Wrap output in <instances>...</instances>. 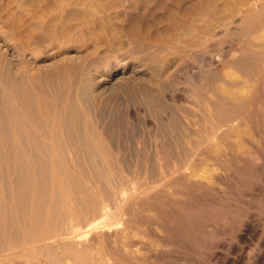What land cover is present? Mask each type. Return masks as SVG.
Instances as JSON below:
<instances>
[{
    "label": "rangeland",
    "instance_id": "rangeland-1",
    "mask_svg": "<svg viewBox=\"0 0 264 264\" xmlns=\"http://www.w3.org/2000/svg\"><path fill=\"white\" fill-rule=\"evenodd\" d=\"M122 1L0 0V58L16 72L41 74L44 82L53 73L55 96L75 101L77 113L87 106L81 118L64 112L59 125L63 138L73 134L80 141L73 172L87 191L77 196L79 208L90 204L84 197L100 199L110 222L129 221L140 233L136 256L111 251L108 264H264V22H255L259 35L250 34L242 23L228 25L232 18L186 13L198 0ZM207 1L221 17L226 8L235 12L255 0ZM61 4L68 10L56 17ZM193 18L199 29L192 37L184 30L185 38L204 42L176 50L175 24ZM221 22L227 26L217 33ZM207 26L212 35L200 31ZM53 37L61 48L49 45ZM235 86L236 93L247 92L237 95L239 105L219 94ZM209 108L217 109L218 119ZM229 119L235 130L227 128ZM221 124L222 139L216 133ZM93 135L103 147L85 144Z\"/></svg>",
    "mask_w": 264,
    "mask_h": 264
},
{
    "label": "bare ground",
    "instance_id": "bare-ground-1",
    "mask_svg": "<svg viewBox=\"0 0 264 264\" xmlns=\"http://www.w3.org/2000/svg\"><path fill=\"white\" fill-rule=\"evenodd\" d=\"M257 1L259 2V0H255L252 2V4L248 3V5L246 4L247 6L245 5L246 6L245 8L241 7V9H239L238 11L235 10V12H233L230 7L226 8L224 13L222 12L223 17L221 15H220L221 17H219L218 13L209 11L210 6L207 0H198V3L193 4L186 13L195 15L197 18H199L200 16L208 15L206 17L208 20L211 17L212 20L218 19L223 21H227L228 19L232 18L230 22L228 21L229 22L228 25L233 24L234 26L238 23H242L245 25L243 26V28L244 27L246 28L245 32L250 34H255V33L258 34L260 28L256 29L255 22L256 21L264 22V7H261L260 10L257 9L256 8V5L258 4ZM238 5H240V3H238ZM58 7H59V11L56 13V17L58 15H60L58 17H61V13L66 9L68 10V7L62 4ZM233 8L236 9L235 7ZM76 14L78 13H75V15ZM257 14L258 16H260V18L256 20L255 17ZM197 18H193L188 23L184 22L183 19H180L177 21V24H175L176 27L175 26L174 27L176 28L177 31V32L175 31L177 34L176 35L177 44L175 45L176 50L177 47L181 48L183 46L186 47L187 45L188 48L189 46L191 48L199 47L204 42L202 38L201 40L199 39L195 40L194 38L195 36L194 33H196L197 32L196 30L199 29L198 28L199 26L197 25L198 24ZM208 22L205 23L209 25L210 23ZM226 26H227L226 23H222L219 27H217L219 28L217 33H221L224 30V28H226ZM207 27L208 28H204V29L200 28V31L202 30L207 34L208 33L210 34L211 28L210 26ZM186 29H188L191 33ZM184 30L189 32L190 34L189 33L188 34L191 37H192L191 34L193 33L194 39L192 38L186 39L187 36L183 33ZM72 32L75 34L76 30L73 29ZM73 33L69 32L67 34H69L68 36H70V34L72 35ZM212 34L213 33H211L210 35ZM55 37H53L49 41L50 42L49 45L57 48L60 47L58 45L59 43L62 44V41L61 42L57 41L56 40L57 38ZM158 43H160L162 47L169 46L168 44L169 42L167 41L162 42L160 40ZM257 46L256 48H258ZM261 46H263L262 43L259 46V49L264 47ZM64 69H66V67H64L63 70ZM54 72L56 73V71ZM36 74L26 70L25 68L16 72L14 71V67L12 69L11 66L5 62V60L0 58V264H37V262L40 261L41 255H43L42 258L46 256L45 259L46 258L47 260L49 259L48 262L50 261L51 264H108L109 261L111 262L110 258L114 256L113 254L111 256V251L116 252L119 256H121V258L124 259L127 258L128 256L129 257L136 256L141 250L139 245L143 241L141 240L140 233L136 231L137 228L136 229L134 228L135 231L131 230V228L134 227L135 225L131 226L129 221L123 223L120 222L117 224L113 223L115 222L114 220L110 222L108 220V213H109L108 208L104 204V202L100 199L99 200L95 199V201L94 200L92 201L91 199L89 200V196L88 199H86L87 197H84L85 204L87 201L90 202V204L88 203L89 206L87 205L88 206L87 209L82 210L79 208L78 206L79 201L77 196L81 192H83L82 190H84L85 188L78 179H74L75 173L73 172V170L79 167L80 160L78 159L79 158L78 152L81 151L80 141L76 140L77 137H75L74 139L73 134L70 137H68L65 134L67 138L65 136L64 139L62 137V134H60L61 131L59 130L61 117L63 114H66L64 112L69 111L71 113L73 111L77 113V111L79 110V109L77 110V108L79 106L77 107L75 101L74 102L72 100H71L72 102L71 101L69 102V100L64 101L63 99H61V97L59 98L55 96L56 94H53V92L49 90V86L51 84L52 86L53 84H55L54 78L52 76L53 73L46 74L49 77V79L48 78L46 79V82H44L45 78L43 79L41 74L39 73L38 75ZM55 75H57V73ZM47 80L49 81V83L47 82ZM237 88L238 87H236V89L234 88L235 90L229 89L228 91H226L227 89H225L224 90L226 91L225 93L219 92V94L220 93L221 95L223 94L225 96L223 97L226 101L228 99L231 103H234L233 105H235L236 101H238L239 99L238 94L240 93V91H238L239 93H236ZM247 88L244 90H247ZM238 90H240V88ZM241 92L247 93L246 91L245 92L241 91ZM243 93L240 94L242 95ZM247 97H249V95ZM247 97H243V98L248 99ZM86 101L88 102L87 99ZM86 108L87 106L84 108V110ZM216 111L217 109L214 110L212 108H209L210 115L212 116V117L210 116L211 119L219 118L217 116L218 113L216 114ZM79 112L81 113V111ZM83 112L81 113V115L83 114ZM78 113L77 115L80 116V113L79 114ZM70 115L72 116L71 117L72 119L74 116L72 113ZM70 123H71L70 125H72L71 121ZM80 123L82 124V122ZM225 124H227V128L230 129V131L235 130V124H233L232 119H229L228 122ZM222 125L223 124L218 126L216 131L219 138L221 139H222L221 132L223 130ZM81 126L82 125H80V127ZM235 132L237 133V131ZM239 132H240L239 134H241V131ZM214 135H212L213 138ZM238 135L237 138L238 139L241 138V136L239 137ZM93 136H95V138H93ZM93 136L91 137L85 136L86 137L85 144H88V146L90 145L89 147H91V143L94 144L99 143L102 144L101 146L103 147L104 143L102 142V140L101 141L99 140L100 136L99 137H96V135ZM68 138L69 140H67ZM82 140L81 143L83 144L84 141ZM241 140L242 138L239 139V142ZM240 144H242V141ZM240 144L238 143V145ZM102 147H100V149H102ZM210 147L211 146H209V148ZM215 148L216 147H214V149ZM91 149L89 151H91ZM88 155L90 156L91 152L90 154L88 153ZM81 163L83 164V162ZM78 170H79L78 173L81 175L82 171H80V168H78ZM84 174H88V173L84 172ZM206 177H204L203 175V178ZM69 190L70 191L73 190L72 191L73 196L71 195L72 200H65L66 198L65 195L66 194L68 195ZM57 191L60 192L61 194L60 197H56L58 194L56 193ZM84 191L87 190L85 189ZM90 212L91 214L93 213V215L92 217L90 216V218H88L89 215L88 213ZM125 214H127V212H125ZM110 220H112V217ZM47 260H44L46 261V264H47ZM42 261L43 260H41L40 262L42 263Z\"/></svg>",
    "mask_w": 264,
    "mask_h": 264
}]
</instances>
